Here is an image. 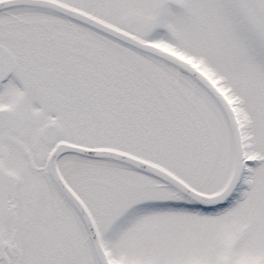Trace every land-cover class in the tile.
Masks as SVG:
<instances>
[{"label":"snow or ice","instance_id":"1","mask_svg":"<svg viewBox=\"0 0 264 264\" xmlns=\"http://www.w3.org/2000/svg\"><path fill=\"white\" fill-rule=\"evenodd\" d=\"M0 264H264V0H0Z\"/></svg>","mask_w":264,"mask_h":264}]
</instances>
